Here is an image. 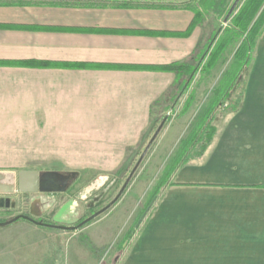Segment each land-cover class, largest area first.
<instances>
[{
  "label": "crops",
  "instance_id": "1",
  "mask_svg": "<svg viewBox=\"0 0 264 264\" xmlns=\"http://www.w3.org/2000/svg\"><path fill=\"white\" fill-rule=\"evenodd\" d=\"M197 4L0 0V191L18 190L19 173H40L30 164L48 155L69 160L76 138L86 139V168H121L137 153L177 82L139 67L203 51L202 23L176 36ZM239 101L216 116L208 146H193L174 168L116 264H264V32Z\"/></svg>",
  "mask_w": 264,
  "mask_h": 264
},
{
  "label": "rangeland",
  "instance_id": "2",
  "mask_svg": "<svg viewBox=\"0 0 264 264\" xmlns=\"http://www.w3.org/2000/svg\"><path fill=\"white\" fill-rule=\"evenodd\" d=\"M235 1L195 0L204 3L201 23L210 34L199 53L197 68L192 77L186 79V90L160 107L154 132L148 141L137 153L126 155L122 163H117L122 165L121 168H86V139L83 138H76L75 151L68 155L69 160L66 157L62 160L63 155H58L57 159V155H48L47 160L30 164L40 166V173H53L63 183L67 182L63 193L41 195L44 198L41 201L46 204L43 207L45 211L36 221L77 226L115 199L150 139L168 118L118 203L75 232L43 228L25 220L0 228V231L8 232L0 235V241L5 243L0 250V264H116L124 243L130 239L142 215L154 207L174 168L189 155L193 146L200 148L201 138L197 144V141L190 143L192 137L200 131L201 135L205 129H214L217 115L235 110L239 105L242 84L248 78L251 65L243 71L240 81H235L240 83L234 90L229 89L223 95L220 93L226 75L233 70L235 54L244 39L232 29L233 17L244 0L226 22ZM263 11L264 5L258 16ZM51 157L54 158L50 160ZM41 196L18 193L14 197H0V222L18 215L31 217V202ZM107 227H110L108 232L114 233L111 238L101 235Z\"/></svg>",
  "mask_w": 264,
  "mask_h": 264
},
{
  "label": "trees",
  "instance_id": "3",
  "mask_svg": "<svg viewBox=\"0 0 264 264\" xmlns=\"http://www.w3.org/2000/svg\"><path fill=\"white\" fill-rule=\"evenodd\" d=\"M243 6L239 9V12L233 17L232 29L233 33L237 34L239 37L244 38L240 47L238 48L235 58L236 63L233 67V70L228 73L224 79L223 85L220 88V93L223 95L229 89L234 90L238 83L235 81H240V77L244 70L251 65L253 60V53L256 46V42L260 35L264 32V11L258 16L262 6L264 5V0H244ZM204 3H198L197 7H194L192 11L195 14L194 22L189 28L188 32L185 34L176 35L178 37H187L189 36L194 28L198 26L203 18V13L201 12V7ZM126 6V5H125ZM124 6V7H125ZM258 16V17H257ZM75 32H86V30H72ZM129 34V33H125ZM199 53H194L188 60L183 62L174 63L164 67H139L143 70H156V71H167L172 72L177 77L176 87L172 91L171 99L178 97L182 94L187 88V80L190 79L197 68V65L200 61ZM42 67H47L48 64H42ZM77 69H86L92 68V66H88L86 64H78L75 65ZM240 75V76H239ZM187 79V80H186ZM178 93H177V91ZM241 98V97H239ZM201 132V131H200ZM197 132L191 139V142H196L197 144L200 140V149H205L210 140L213 137V129L203 130V133ZM199 138V139H198Z\"/></svg>",
  "mask_w": 264,
  "mask_h": 264
},
{
  "label": "water",
  "instance_id": "4",
  "mask_svg": "<svg viewBox=\"0 0 264 264\" xmlns=\"http://www.w3.org/2000/svg\"><path fill=\"white\" fill-rule=\"evenodd\" d=\"M240 1L241 0L235 1V3L233 4V6L231 7V9L229 11V14L227 15L226 22H228L231 15L234 13L235 9L238 7ZM167 121H168V118H165L163 120V122L161 123V125L159 126V128L156 130V132L154 133V135L150 139L147 147L145 148L144 152L140 156L139 161L135 165L134 169L131 171L128 179L124 183L123 187L121 188V190L119 191V193L115 197V199L111 203H109L106 207H104L100 211L94 213L92 216L85 219L84 221L79 223L77 226H70V227L55 226V225L46 224V223L41 222V221H36V218H40L44 214L45 210H43V207H44V205H46L41 201L40 198L37 197V198L33 199L31 202V211H30L31 217L25 216V215H18V216L14 217L10 220H7L5 222H0V228H4V227L10 226L12 224H15L19 220H25V221H28V222L36 225V226L43 227V228H50V229H56V230L75 232V231L80 230L84 226L88 225L92 221L96 220L97 218H99L100 216H102L103 214L108 212L112 207H114L116 205V203H118V201L124 195L128 186L130 185L132 179L134 178L135 174L137 173L138 169L140 168L142 162L144 161L145 157L147 156L148 152L150 151L151 147L153 146V144L155 143V141L159 137L160 133L162 132ZM55 177H57V175L53 174V173H39L38 171H21L19 173V177H18V190H16L14 188V189H10L8 191H0V194H2V195H5V194L14 195L16 193H20V194H25V195H37L39 193H55V192L61 193V192H64L65 186L67 184L66 181H64L63 188H61V189H54V188L52 189V188H49L47 186V183H49V181L54 183V184H58L56 182L59 180H56ZM149 211L150 210H147L142 215V217L140 218V220L137 224V227L142 224V222L146 218Z\"/></svg>",
  "mask_w": 264,
  "mask_h": 264
},
{
  "label": "flooded vegetation",
  "instance_id": "5",
  "mask_svg": "<svg viewBox=\"0 0 264 264\" xmlns=\"http://www.w3.org/2000/svg\"><path fill=\"white\" fill-rule=\"evenodd\" d=\"M55 179L56 180H59V181H57L56 183H58V184H54V183H52V182H50L49 181V183H47V186L49 187V188H54V189H61V188H63V181H62V179L60 180V179H58V177H55ZM61 193H63V192H61ZM47 194H53V193H39L38 195L39 196H41V195H47ZM31 196H33V195H31ZM40 199L41 200H44V198L41 196L40 197ZM44 203V202H43ZM92 216V215H91ZM55 226H58V225H55Z\"/></svg>",
  "mask_w": 264,
  "mask_h": 264
}]
</instances>
